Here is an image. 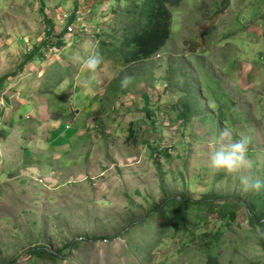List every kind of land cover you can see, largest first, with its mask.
I'll return each mask as SVG.
<instances>
[{"label":"rangeland","instance_id":"obj_1","mask_svg":"<svg viewBox=\"0 0 264 264\" xmlns=\"http://www.w3.org/2000/svg\"><path fill=\"white\" fill-rule=\"evenodd\" d=\"M141 1L0 0V264H264V189L238 179H264V0L168 5L165 46L127 64ZM241 137L240 173L213 171Z\"/></svg>","mask_w":264,"mask_h":264},{"label":"trees","instance_id":"obj_2","mask_svg":"<svg viewBox=\"0 0 264 264\" xmlns=\"http://www.w3.org/2000/svg\"><path fill=\"white\" fill-rule=\"evenodd\" d=\"M180 1L181 0H142L136 6H133L132 14L128 13L131 14V16L126 17L127 24L121 29V34L123 35L121 47L124 50V63L130 64L148 60L162 50L170 37V28L172 25V15L167 6L171 5L172 7H175ZM74 16L75 13L69 17L67 25L72 23ZM46 22H48L46 23L48 25L46 35L49 37L53 34V29L50 22L48 20ZM66 33V29H63L61 34L56 38L58 43L54 45V48H57L62 44L61 40ZM47 44V41L43 42L33 55L26 57L25 62L32 61L34 57H40V48L44 50L50 48ZM6 78L7 77H3L0 79V85L6 80ZM168 200L170 202H175L171 199ZM186 201L191 205L212 206L214 204V200L210 201L209 199ZM226 208V202L219 207L217 213L219 218L228 215V212L225 211ZM210 213H212V210ZM250 221L252 224L260 226L262 232H264V222H261V219L255 214L250 216ZM45 256L50 258V261L54 259L52 254H45ZM204 264H221V262L218 256L208 252ZM256 264L259 263L256 262Z\"/></svg>","mask_w":264,"mask_h":264},{"label":"clouds","instance_id":"obj_3","mask_svg":"<svg viewBox=\"0 0 264 264\" xmlns=\"http://www.w3.org/2000/svg\"><path fill=\"white\" fill-rule=\"evenodd\" d=\"M72 23L68 24V27ZM84 29L79 30V28H76L74 32H83ZM76 59H80V58L76 57ZM100 62H101V57L98 54L90 55L83 60L84 67H86L90 72H94L97 66L100 64ZM69 83H70L69 80L65 79L63 82V86L66 88L69 85ZM88 83H89L88 81H85L84 86L88 87ZM88 91L91 92L90 87H88ZM222 135H226V133H222ZM248 146H249V139L247 137H241L240 139L232 142L231 144L221 146L218 150L214 151L210 157L209 164L211 169L213 171L223 170L228 173H240L241 169L247 163L246 154L248 151ZM238 179L241 186V190L243 192H249V191L258 192L261 189H264V179L258 177H252L250 175H244V174H240L238 176Z\"/></svg>","mask_w":264,"mask_h":264},{"label":"built area","instance_id":"obj_4","mask_svg":"<svg viewBox=\"0 0 264 264\" xmlns=\"http://www.w3.org/2000/svg\"><path fill=\"white\" fill-rule=\"evenodd\" d=\"M86 27V23L84 22L83 18L75 17L73 23L68 27V32L72 33L76 28H79V30H82Z\"/></svg>","mask_w":264,"mask_h":264}]
</instances>
